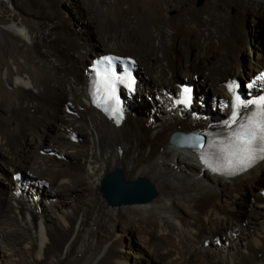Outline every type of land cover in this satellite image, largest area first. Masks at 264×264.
Returning a JSON list of instances; mask_svg holds the SVG:
<instances>
[{
    "label": "bare ground",
    "instance_id": "1",
    "mask_svg": "<svg viewBox=\"0 0 264 264\" xmlns=\"http://www.w3.org/2000/svg\"><path fill=\"white\" fill-rule=\"evenodd\" d=\"M79 2L0 0V264H149L146 253L159 264H264V160L226 177L202 169L194 137L171 141L216 128L228 112L220 80L262 67L264 0ZM97 47L134 55L143 76L116 125L86 96ZM177 76L200 93L188 110L175 103ZM116 167L148 177L158 199L108 205L100 181Z\"/></svg>",
    "mask_w": 264,
    "mask_h": 264
},
{
    "label": "snow or ice",
    "instance_id": "2",
    "mask_svg": "<svg viewBox=\"0 0 264 264\" xmlns=\"http://www.w3.org/2000/svg\"><path fill=\"white\" fill-rule=\"evenodd\" d=\"M185 91L187 92V89ZM236 99L239 101L241 96L237 95ZM260 103H264V100ZM240 115L241 122L233 129L231 137L224 133V141L215 144L209 142V147L216 149L213 155L217 159H220L223 154L224 163L217 164L214 170L227 175H235L239 171L246 170L255 160L264 159V120L259 119V117H264V111L257 112L255 116L250 112L240 113ZM201 155L204 157V162L211 167V162L206 155Z\"/></svg>",
    "mask_w": 264,
    "mask_h": 264
},
{
    "label": "water",
    "instance_id": "3",
    "mask_svg": "<svg viewBox=\"0 0 264 264\" xmlns=\"http://www.w3.org/2000/svg\"><path fill=\"white\" fill-rule=\"evenodd\" d=\"M180 134L176 133L171 141L176 139V144L182 143V145L187 142L189 134ZM99 190L110 206L146 203L158 195L154 183L148 177L138 176L135 179H126L118 167L102 177Z\"/></svg>",
    "mask_w": 264,
    "mask_h": 264
},
{
    "label": "rangeland",
    "instance_id": "4",
    "mask_svg": "<svg viewBox=\"0 0 264 264\" xmlns=\"http://www.w3.org/2000/svg\"><path fill=\"white\" fill-rule=\"evenodd\" d=\"M73 1V3L75 4V5H78V3H80L79 2V0H72ZM168 13L169 14H171V13H175V11L174 10H171V11H168ZM75 24H77V23H75ZM86 27H88L87 26V24L85 25ZM256 29H257V33L255 34V36H256V39L258 40V41H261L260 43L263 45V48H264V24H262V25H259V23L257 22V24H256ZM3 42V39H2V37H0V43H2ZM105 51H108V49H105L104 47H97V49H96V52L95 53H93L94 55L95 54H98V53H101V52H105ZM110 51V50H109ZM112 51V50H111ZM114 52H115V50H113ZM116 52H118V53H122V54H129V53H126V51H116ZM247 52H248V50H247ZM130 55H132V54H130ZM132 56H134V55H132ZM248 59V55L247 54H242V61L243 62H247L246 60ZM194 75V74H193ZM195 75H197V78H198V74L196 73ZM228 76H236V74H234V72H229V75ZM228 76H226V77H228ZM226 77H224L222 80H220V81H223ZM247 76H242V79H244V78H246ZM196 78V79H197ZM183 78H182V76H177L176 77V85H177V83L178 82H180L181 80H182ZM201 88H203V87H201ZM196 92H199L198 90H196ZM153 93L154 92H152L150 95V97H148L149 98V100H150V98L153 96ZM144 98L145 99H147L145 96H144ZM37 104H39V102H37V103H35L34 105V107H33V105L32 106H30V107H33V108H35L36 106L38 107V105ZM69 107L71 108V109H73L72 108V105L71 104H69ZM196 111H198L199 113H202L203 115H205L207 118L208 117H210V118H213V115H211V116H208V114L206 113V111H199L198 110V108L196 109ZM144 114H142V115H146V113L145 112H143ZM207 128V126L205 127V129ZM46 142H48V138L45 140ZM42 149H46V148H42ZM44 152V150H40L39 151V153L40 154H42ZM18 172H23V173H26V171L25 170H23V169H20V171H18ZM18 172H15V173H18ZM38 177V176H37ZM1 182V181H0ZM3 185H4V183L3 182H1ZM0 183V184H1ZM15 183V182H14ZM0 185L1 187L0 188H2V186L3 185ZM16 184V183H15ZM24 184V183H23ZM18 185V184H17ZM46 189H49L50 187H49V185H47L46 184ZM3 188H5V185L3 186ZM261 188H263V190H264V187H261ZM260 191V189L259 190H257V192L256 193H258ZM157 197H155V199H156ZM158 199V198H157ZM249 199V200H248ZM248 199H246V200H248L247 202L249 203V201L252 203V205L254 204V199H255V197H253V196H251L250 198H248ZM41 204H43V208L44 209H46L47 208V204H46V202L44 201V198H42V201H41ZM132 206H133V204H131ZM134 206H139V205H134ZM126 207H128V206H126ZM130 207V206H129ZM48 209V208H47ZM145 216V220H143V222H145L146 224H147V226H152V225H156L157 224V222H156V219L154 218V216L152 215V214H146V215H144ZM148 216H149V218H148ZM147 220V221H146ZM151 221V222H150ZM155 222V223H154ZM151 223V224H150ZM153 223V224H152ZM20 231V230H19ZM124 242H126L127 241V245H125V246H127V248L130 250L131 248H132V250L131 251H133V252H136V251H134V250H137V248L139 247L138 245V238H137V235H134V234H127L125 237H124ZM131 245H133L132 247H131ZM130 246V247H129ZM129 250H127V251H129ZM125 251V252H124ZM124 253H126L127 251L124 249ZM149 254L148 253H146L145 254V259L148 261V263L149 264H156L157 262L154 260H152L149 256H148ZM146 256H147V258H146ZM20 258H22V257H20ZM19 258V259H20ZM18 261V260H17ZM157 264H159V263H157Z\"/></svg>",
    "mask_w": 264,
    "mask_h": 264
}]
</instances>
